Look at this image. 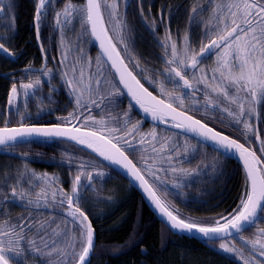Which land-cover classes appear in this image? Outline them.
Masks as SVG:
<instances>
[{"label": "snow or ice", "instance_id": "snow-or-ice-1", "mask_svg": "<svg viewBox=\"0 0 264 264\" xmlns=\"http://www.w3.org/2000/svg\"><path fill=\"white\" fill-rule=\"evenodd\" d=\"M48 0H36L34 19L37 26V39H39V26L41 18L45 15ZM9 7H12L9 5ZM5 9L0 7V13ZM193 9V13H196ZM107 12L110 19L117 21L119 32L115 35H110L108 28L105 26L104 16ZM143 15V9H141ZM79 16L81 23L84 26V31L91 28V34L100 42L101 55L97 57L98 66L104 64V57L107 62L111 63V68L115 70L119 77V84L127 89V93L132 100L143 110L144 113L151 115L153 120H159L160 123L172 122L171 126L191 132L194 135L203 138L205 141H211L218 149L225 152H234L239 155V159L243 161L245 170V190L240 197L239 203L232 212L221 215L213 223H201L193 220H185L175 213L174 210L161 199L160 193L163 189L159 184L162 183L159 172L161 168L156 167L159 160L164 159L162 155L168 152L167 160L171 164L173 160L172 152L180 151L179 147L170 149L169 141L165 140L160 144L159 149L153 144L151 150L142 149V165L134 164L129 156L126 155L121 144L127 145L129 148H135L133 140L139 132V124H132L131 117L128 113H124L123 125L117 119L115 125H110L109 121L102 117L96 120L91 114L93 108H107L113 101L110 97L121 91L119 85L112 83L108 93L102 91L104 80L107 79L108 73L98 71L95 77L96 88L93 89L91 84L92 74L89 73V80L84 79V70L81 68L80 79L76 78L75 67H73L71 76L65 72L62 79L65 81L70 96L74 97L76 108L67 116L58 117L60 123L52 126H36L25 125L24 117L21 118L20 127L0 128V146L14 147L17 143L31 138H62L67 141H74L78 145L90 149L97 156L102 157L104 161H110L113 165H119L127 170V174L139 182V187L147 194L148 199L155 208L167 218L166 226H170L173 230L187 231L189 233L196 232L205 238H218L225 240L232 236L233 233L241 234L257 223V219L261 213H264V139L261 134L256 133V138L261 144V152L257 153L245 146L244 143L238 142L235 138H230L228 135L221 134L208 126L206 122L200 119L193 118L192 115L186 114L184 109L183 96H175L171 92H167L162 82L154 80L151 76L144 77L154 86L158 85L161 98L153 95L152 92L145 88L137 76L129 70L128 64L132 62L134 54L129 49L128 42L120 34L124 31L125 25L121 22L122 18L118 12V4L116 0L109 3L108 0H86V3L80 7L74 6L69 2L63 12L56 14L57 24L61 23L63 17L64 23H69L68 17ZM2 18V17H0ZM193 16L191 19H194ZM209 23L213 24L212 28L205 30L204 39L208 43H202L199 53L191 49L190 37L186 34L182 48H178V42L172 41L171 35H167L162 41L164 49L165 73L168 79L183 82V87L186 89L196 90L193 84L186 78L188 76L187 69H191L192 80L197 83H204L206 88L211 87L212 92L218 94L215 98H209V93H205L207 104L205 110L209 108L216 109L220 112L227 111L232 117V123L243 125L244 131L241 133L248 136L255 132L251 127L250 121L254 114L257 118L264 116V0H227V3H221L214 8L213 17ZM6 37H0V55L7 53L11 56L9 48L5 46ZM123 45L124 55L118 51V47ZM170 49V53H169ZM42 53L46 56V49L41 48ZM216 55V67L213 71L212 83L209 84L201 68L200 78L197 80V69L206 58H211ZM125 57H128L126 63ZM64 57H62V66ZM91 64V61H89ZM136 68H139V61H136ZM45 76L50 74V70L46 67L40 70ZM143 71V70H141ZM219 72L220 78L217 79L216 73ZM174 74V76H173ZM39 77L35 81L22 83L20 89L24 90V95H29V90L33 94L36 88L40 85ZM180 88V84L176 83L173 92ZM20 89L16 83L12 84L9 92L8 103L11 106L13 101L17 99ZM54 91V90H53ZM85 93H87V101H85ZM167 96V100L164 98ZM48 101L53 102L51 97ZM176 105V106H174ZM234 106V107H232ZM258 106L259 113H258ZM178 107L181 109L178 111ZM87 109L88 114L85 115L84 110ZM104 110V109H102ZM197 111L199 109H196ZM211 114H215L214 112ZM224 117H221L223 119ZM124 133V135H119ZM156 140L155 132L147 134ZM146 136H141L139 143L144 144ZM66 152V150H65ZM155 153V155H152ZM67 154V153H66ZM75 159L74 154H69V166ZM151 161V163H149ZM95 157L87 160H82L78 166L79 174L75 176L72 183L71 194H67L63 189L57 190L54 187L57 177H38L42 179L46 187L36 193V200H28V204L36 203L39 206L43 199L45 205L48 202L49 194L52 197V202H56L57 196L60 197L59 203L61 206L66 202L69 211L67 215L72 219L70 223L74 226L79 225V228H74L73 240L66 245L63 255L65 257L72 256L75 259V264H88V257L94 250V230L89 222V217L85 211L80 210L78 202L81 199L79 192L86 189V186L81 182V176L88 168L96 170L94 176L92 172H88L90 187L97 177H103L105 173L97 168ZM173 173L177 171L183 172L182 169L171 168ZM187 175L188 173H184ZM151 177L152 179H149ZM51 187V193L48 188ZM7 195V193H5ZM31 195V193H27ZM19 196L21 200L25 199L26 193L18 191L17 186L11 188V199L14 201ZM27 218H21L26 220ZM30 225L27 223L17 222L12 226H8L7 222L0 225V236L7 238V243L0 240V264H10V261H15L19 264L18 257L22 249L20 241L24 239V231ZM19 229V231H17ZM78 232L79 238L75 239ZM15 236L13 240L11 237ZM250 251L258 257H264V228L259 229L256 237L250 241ZM30 245L34 241L29 242ZM220 249L225 253L235 252L242 259L244 264H264V260L254 259L252 256L244 258L243 253L230 246L227 243H221ZM15 253V256L10 255ZM68 264H72L69 261Z\"/></svg>", "mask_w": 264, "mask_h": 264}, {"label": "trees", "instance_id": "trees-1", "mask_svg": "<svg viewBox=\"0 0 264 264\" xmlns=\"http://www.w3.org/2000/svg\"><path fill=\"white\" fill-rule=\"evenodd\" d=\"M150 1L139 0L140 6L138 4L130 6L126 18L121 20L124 25L126 23L133 25L135 41L133 43L129 39V43H133L131 50H139L138 55L143 59L147 58L152 52L154 53L155 50H159V44L167 35H172V32L176 33L179 39H184L186 34L194 36L193 29L195 22L198 20L196 15H193L195 18L191 19L193 16H190V12H187L190 6H186L181 10L169 9V6L176 4L179 0ZM193 1L190 0L189 3L192 4ZM69 2L76 7L84 5L83 0H52L47 5V11L41 18L39 26V34L42 38L48 37L52 32L56 35L55 43L57 47L56 49L53 48L55 50L52 49V54L59 59L62 54L60 51V37L63 33L61 28L63 17H61V23L58 25L56 14L63 12ZM35 3L36 0H0V7L5 9L9 5L12 6L13 27L11 29L7 27L3 13H0V17H2L0 18V37L7 38L4 41L5 46L12 51L14 57V59H9L4 54L0 55L1 74L23 67L22 60L26 66H36V62L38 63V54L33 52L34 49H32L35 36L33 25ZM210 5V3H203L197 8L202 12L205 9L208 11L210 8L212 10ZM141 9H143V15ZM104 20L110 35H114L107 12ZM53 24H56L54 29H52ZM88 39L90 42L89 37ZM172 41L175 40L172 39ZM89 54L90 56L98 55L91 42ZM19 77V75H15L13 78H0V127L6 123V102L12 87L10 84L15 82L17 85ZM72 108L75 109L76 106L73 105ZM21 118L20 111L17 115L11 113L8 121L9 126L20 125L19 119ZM253 123L254 117L252 116L250 124L253 126ZM259 127L262 139H264L263 116L262 121L259 122ZM245 139L248 143L251 140L253 142L252 134L246 136ZM7 150L12 151L13 154H7L6 156L1 153V149L0 162H26L38 173L42 171L59 178L54 187L57 190L62 188L67 194H71L72 183L75 176L79 174L78 166L81 161L91 158V156L76 147L61 142H54L53 144L30 142L9 147ZM255 152L258 156L260 155L257 150ZM69 154L75 156L71 168L68 163ZM95 162L98 161L95 160ZM172 167L182 169L183 172L173 173L171 171ZM209 167L210 165H205L201 170H197L184 168L183 165H170L168 171H165L168 177L165 176V179H161L162 183L159 186L163 189V192L160 193V197L181 218L201 223H213L221 215H226L237 207L245 190V176L240 167L231 160H228V165H216L215 168L211 166L210 169ZM97 168L125 183L124 180L99 162ZM89 169L95 170L93 168L87 170ZM70 170L71 180L69 181L68 172ZM207 170H210L208 175L203 176V172ZM184 173L188 174L185 175ZM171 175H173V178L169 177ZM59 181L62 184H59ZM27 185L20 188L26 193L24 200L19 198L20 202H23L19 203L24 206V209L26 205H31L27 201L33 199L35 201L37 198L36 193H40L46 187L42 181L35 188L30 189ZM51 190V187H49L48 192L51 193ZM29 192L31 195H27ZM79 195L83 196L82 191L79 192ZM120 195L122 200L114 214L101 220H92L88 216L96 232L97 242L90 264H238L235 258L228 257L215 248L220 243H203L171 234L164 225L157 221L134 190L129 189L127 193L120 191ZM58 198L60 197L57 196L56 200ZM51 200L52 197L49 194L47 205L49 203L55 204ZM41 203H44L43 199ZM35 211L44 212L41 208H35ZM60 213L63 214V212ZM75 228H79V226L75 225ZM262 228H264V213L260 215L254 226L239 237L248 242L254 239L259 229ZM12 254L16 255L15 253ZM254 256L256 255L254 254ZM19 257L25 264H33L35 261L40 260L23 251L20 252ZM75 259H72V263L75 262Z\"/></svg>", "mask_w": 264, "mask_h": 264}, {"label": "rangeland", "instance_id": "rangeland-1", "mask_svg": "<svg viewBox=\"0 0 264 264\" xmlns=\"http://www.w3.org/2000/svg\"><path fill=\"white\" fill-rule=\"evenodd\" d=\"M116 2L118 4V12L120 14V17H122L123 16L122 9H123V5L126 2V0H116ZM222 2L227 3V0H210V2L209 0H194L193 1L194 5L190 7L189 10H187V12H190L189 13L190 16H193V15L197 16L200 11V9H198L197 7H200L203 3H206V4L210 3L213 8V12H214V8H216ZM109 3H112V0H109ZM193 9L197 10L196 11L197 14L193 13ZM11 11H12V8L8 6V7H5V11L3 12V15L5 17L4 21L6 22L7 27L10 29L13 27V23H12L13 17H12ZM211 11L212 10L209 9L207 13H210ZM203 12L200 11L199 18L203 17ZM209 16L210 14H207L204 16V18H206L205 21H204V18L200 20L199 18H197L198 20L197 22H195V26L193 29L194 36H189L190 46H192V49L195 51H196L197 45H194L192 41L194 39L197 40L200 37H202L203 39L204 33H205L204 31L208 28L213 27V24L209 23V20H210ZM107 17L111 22L110 25H112L113 27L114 35L117 34L120 31L117 21L115 19H110L108 14H107ZM68 20L70 22L69 23L63 22V25L61 27L63 29V33L61 34V37H60V42H61L60 51L62 53L60 57V63L62 62V57L65 58L63 61V66L61 63V67H62L61 71L64 73L67 72L69 76H71L73 74L72 69L73 67H75L76 78L80 79V71H81V68H83L84 79L86 82L89 80V73L92 74V77L94 79L92 80L91 86L93 89H95L96 88L95 77H96L97 72L102 71V72H106L109 74V71L105 64H101L98 66V63H97L98 55L90 56L89 54L90 42L88 39L89 37L88 30L84 31V26L81 23L80 17L74 15V16L68 17ZM113 22H114V26H113ZM33 25H34V22H33ZM55 25L56 24L52 25V29L55 28ZM52 34L53 32L50 33V35ZM120 34L125 35V40L128 42V46L130 45L129 39H131V42L134 43L135 31L131 23L130 24L126 23L123 34L122 32ZM171 39L177 41L178 45L184 44V39H179L176 33L174 32H172ZM133 58L131 62L132 64L134 63ZM89 61H91V64H89ZM204 74L207 78L208 73L204 72ZM38 77L41 80V83L39 86H41L43 83H47V84L50 83V85H53L52 83L55 80L54 75L45 76L43 73L39 75L27 74L25 75V77L21 76L19 78H25L26 82H30V81H35ZM216 77L217 79L220 78L219 72L216 73ZM10 85L12 86V84ZM39 86H38V89H40ZM111 86H112V79L109 74L107 79L104 80V83L102 85V91L105 94H107ZM211 92H212V89H211ZM215 96H218V95H215ZM87 98H88L87 93H85V101H87ZM164 98L166 99V97ZM15 101H16V107L18 108L19 98L17 97ZM73 102L75 103V99ZM22 108L24 107L22 106ZM39 109L41 110L45 109V105L43 106L39 105ZM137 123L139 124V127H140L141 123L137 122L136 119H134V117L132 116L131 124H129L128 126L131 127L132 124H137ZM122 125H123V122L121 123V126ZM152 132H155V131L153 130L150 131V129H148L146 134L145 132L137 133L138 139H140L141 136H146V140H148L151 137L148 136L147 134L152 133ZM156 135H158V139L160 141V143L156 144L157 149H159L160 144L163 141L167 140L169 141L170 149H174L177 147H179L180 149V151L178 152L176 151L172 152L173 157H176V155L179 153H181V155L188 156V157L196 156L197 161L195 160L196 162H193L192 165H183L184 168H192V169L201 170L205 165H199L197 163L200 162V160H202V157L204 156H205L204 160L210 159L209 156H207L204 153V149L202 147H200L199 149L196 146L189 147L190 144L185 141L179 140L180 136L176 134L171 133L170 135L166 136L163 133H157ZM151 147L148 146L147 149L151 150ZM143 149H145V147ZM152 155H155V153H152ZM162 155L165 158L159 160L158 164L161 163V161L169 163V161L167 160L168 152H164L162 153ZM149 163H151V161H149ZM211 166L214 168L216 167V165H210L209 169L211 168ZM156 167L162 169V171L159 172L160 179H165L166 177H168L165 171L166 170L168 171V168H170V165H156ZM209 171L210 170L204 171L203 176H206V174L208 175ZM88 172H92L93 175L94 174L96 175V170L89 169L84 173V175L81 176V177H85L84 181L86 180V177H87L86 175ZM44 176L53 177L49 173H44L42 171L38 173L37 171H34L29 166V164L23 161L0 162V194L4 196L6 191L11 190L13 186H17V188L20 189L22 186L28 184L27 186L30 189L32 187L35 188L36 185L39 184L40 181L44 183L42 179H37V178L44 177ZM169 177L173 178V175ZM33 179L35 180L32 181ZM129 189H130L129 185H127L126 183L122 181L116 180L111 174L105 173L103 177H97V181H95L90 186L87 192L79 200L78 206L80 210L85 211L86 215L89 216L92 220H101L105 218L106 216L114 214V212L116 211V208L119 206V203L122 200L120 191L127 193ZM48 205L50 206L52 204L49 203ZM42 206L43 204L41 202L39 206H37L36 203L34 202L31 205H26L25 209H23L24 210L23 212L27 214L29 213V215L32 216L28 218L30 222L32 221V219H36L37 222L35 224H33V222L29 224L30 230L28 228L25 229L24 231L25 237L24 239L20 241V248L22 249L23 252H27L32 257L40 259L34 262L36 264H68L69 261H72L73 257L72 256L65 257L63 255V252L65 250L66 245L69 244L73 240V231L75 228V226L72 223H70L68 219H66V218H69V216L67 215V212L69 210L67 209L66 210L67 212H65V210H62L63 214H57L58 212L56 213L54 212L55 214L54 213L46 214L44 212L35 211V208H41ZM16 211H17L16 209L15 210L9 209L7 213L5 212L6 214L4 213L2 217L0 216V225H3L5 222H7V225L9 227L16 224L21 218V217H17V214L15 213ZM7 218L8 220H6ZM11 238L13 240L16 239L15 237H11ZM78 238H79V234L77 232L75 239L78 240ZM30 241H34V244L30 245L29 244ZM223 243H227L230 246H235L237 250L243 253L244 258H248L249 256H252L254 259L264 260V257L254 256L255 253H252L250 251L251 244H249L248 242H246V240L240 237H237L236 239H233L229 242H223ZM220 244L215 247L220 253L225 254L228 257L235 258L238 264H244V259H242L235 252L225 253L222 249H220ZM72 264H75V262Z\"/></svg>", "mask_w": 264, "mask_h": 264}, {"label": "flooded vegetation", "instance_id": "flooded-vegetation-1", "mask_svg": "<svg viewBox=\"0 0 264 264\" xmlns=\"http://www.w3.org/2000/svg\"><path fill=\"white\" fill-rule=\"evenodd\" d=\"M129 1V2H127ZM124 5H123V16L122 19L126 18V14L129 10L130 6H136L138 4V6H140V2L139 0H127ZM154 0H151L150 2H152ZM190 0H179L176 4L169 6V9L174 8L177 10H181L186 6H192V4L189 3ZM190 4V5H189ZM211 6V5H210ZM211 9V8H210ZM213 8L212 11L210 13H207V10L205 9V11L203 12V15H207L210 14L209 19L213 17ZM197 14V12L195 13ZM200 16V11L198 13V15L196 16V19L199 18ZM204 18V17H203ZM200 20V18H199ZM206 20V18H204V21ZM210 21V20H209ZM125 39V36L122 35ZM55 39H56V35L52 34L48 37H44L42 38L41 36H39V42L41 44V46L46 49V69L50 70V74L49 75H54V82L52 83L53 85H50V83H43L40 87V89L36 88L34 91V94L32 92V90H29V95L26 97L24 95V90L20 89V85L22 83H28L26 82L25 78H19V82L17 83V85L19 86L18 89H20L19 93H18V98H19V111L21 113V117H24L25 119L23 120V123L25 125H36V126H49V125H54V124H48L51 122H56L55 124L60 123V120L58 119V117L61 116H67L68 113L73 112L74 108L71 109V106H73L75 103L74 101V97L70 96V90L68 89L65 81L61 78L62 75L64 74V72L61 71L62 67H61V63H60V59L56 58L55 56H53V52L52 49L55 47H57V44L55 43ZM203 40V41H202ZM194 43V45H197L196 48V52L199 53L200 47L202 45V43H208L207 40H205L204 38L202 39V37H200L199 39H194L192 41ZM129 49H131L132 44L129 43ZM159 50H155L154 53L150 54L147 58H141L138 55V52L140 53V51L138 50H131L132 53L134 54V63H130L128 64V67L130 70L133 71V74L137 76V79L140 80L141 84L148 89V91L152 92L153 95L157 96V98H161V94H160V89L159 86L156 85L154 86L152 83H150L147 79H145L144 77H148L151 76L154 80L158 81V82H162L163 86L165 88V90L167 92H171L173 95L175 96H183L184 98V111L186 112V114L188 115H192L193 118L195 119H200L202 122H206L208 124V126H211L214 130L219 131L221 134H225L228 135L230 138H235L237 139L238 142L244 143L245 146L257 150L258 146L256 145V133L261 134L260 131V127H259V122L262 121V117L261 118H257V114H254V123L252 128L255 130L254 133H252V138H253V142L252 140L248 143L247 140L245 139L246 136L242 135L241 133L244 131L243 125H236L232 123V117L228 115L227 111L224 112H220L216 109L213 108H209L207 111L205 110V105L207 104V100L205 97V93H209V98H215L218 95L215 92H211V87H207L205 86V84H201V83H197L196 81L192 80V76H191V69H187L186 71H188V76L186 78H188L190 80V83L193 84V88L196 90H191V89H186L183 87V82L179 81L178 78H175V80H170L167 78L166 75H162L165 73V67H164V63H162V61L164 60V49L162 46V42L159 44ZM183 45L179 44L178 48H182ZM33 52L38 54V63L36 62V66H32V65H25V62L22 60V63L24 64L23 67L19 68V70L25 69L27 67H34V68H40L42 66V57L41 54L39 52L38 49V44L36 41V34L34 36V45L32 46ZM53 49V50H55ZM192 49V46H191ZM118 50L121 52L122 56L124 55V47L123 45H120L118 47ZM12 53V51H10ZM169 53H170V49H169ZM6 57H8L9 59L13 58V55L8 56L6 53H3ZM13 54V53H12ZM23 55V53H21ZM45 55V54H44ZM216 55H212L211 58H206L204 60V62L198 66L197 69V80L200 78V71L199 69H203L205 73H208L207 76V81L209 84L212 83V78H213V69L216 67ZM126 63H128V57H125ZM139 61V68H136V61ZM143 70V71H141ZM61 71V72H59ZM109 71V70H108ZM43 73V72H42ZM110 73V72H109ZM39 75L41 73H34V72H30L28 71L27 73H22L20 74L22 77H25V75ZM62 74V75H60ZM111 74V73H110ZM69 75V74H68ZM112 75H110L111 77ZM174 76V74H173ZM4 78H11V77H4ZM61 78V79H60ZM112 83L114 82L116 85H118L116 83V81L114 80V78L111 77ZM176 83L180 84V88L177 89L175 92H173V89L176 86ZM42 87V88H41ZM54 90V91H53ZM51 97L53 102H49L48 98ZM166 100H167V96ZM44 98V100H43ZM88 99V98H87ZM110 99L113 101L112 104H109L107 108H104V105H101V108H93L92 110V115L95 117L96 120H100L102 117H106L110 123V125H115L117 122V119L120 121V123L123 122L124 120V113H130L129 115L132 117H134V119H136L137 122L141 123V126L139 127V132L138 133H143L145 132V134L147 133L148 129L155 131V133H163L164 135L168 136L171 133L172 134H176L178 136H180L179 140L185 141L187 143L190 144L189 147H198V149L200 147H202L204 149V153L209 156L210 159L208 160H204V157H202V160H200V162H198L197 164L199 165H228V158L218 154L217 152L213 151L210 148H207L206 146L192 140L189 139L187 137H185L184 135H181L179 133L176 132H172L169 130H165L163 128H158L155 126H152L148 123H146L144 120H142L141 118H139L136 113L133 111V109L131 108L128 100L125 98V96L123 95L122 91L112 95L110 97ZM39 105H45V109H39ZM22 106L24 108H22ZM66 106V107H64ZM176 106V105H174ZM259 108L260 106H258V113H259ZM104 109V110H102ZM179 110H181L178 107ZM196 109H199L198 111ZM85 115L88 114L87 109L84 110ZM215 113L214 115L211 113ZM8 110L6 111V116L8 114ZM221 117H224L223 119H221ZM264 119V116H263ZM20 121V125H21V119H19ZM19 125V126H20ZM119 135H124V133H119ZM251 135V134H250ZM156 140H152L151 138L146 140L144 144L139 143L140 139H138V136L136 134V138L135 140H133V144L135 145V148H129L127 145L121 144L122 149L125 150L126 155L129 156V159H131L133 161L134 164L137 165H142L143 161H142V156H143V152L142 149L151 147L153 144H157L160 143L159 139H158V135H156ZM262 138V135H261ZM255 140V141H254ZM162 142V141H161ZM51 144L54 143V141L49 142ZM258 152V150H257ZM7 156V154H4ZM196 156L195 157H188V156H184L181 155V153L177 154L176 157H174V160L170 163L168 162H164L161 161V163L157 164V165H192L193 162H196ZM100 163V162H99ZM51 165V164H50ZM84 175V174H83ZM68 179L69 181L71 180V170L68 172ZM87 180H88V175H86ZM85 177H81V181H84ZM149 179H152L151 177H149ZM59 184H62L61 181L58 182ZM18 191H22L20 189H18ZM7 195H1L0 194V216L2 217V215L6 212H8V210H17L15 213L17 214V217H23V218H27L26 220H21V218L19 219L20 223H27L30 224L33 222V224H35L37 222L36 219H32V221L30 222L28 218L32 217L31 215H29V213H25L23 212L24 210V206L21 205L20 203V199L19 196H17L15 198V200L13 201L11 199V190L6 191ZM86 193V192H85ZM84 193V194H85ZM83 194V195H84ZM82 197V196H81ZM32 199V198H31ZM60 198H58L55 202V204L52 205H45L43 203V206L41 207L44 210V213H60L62 212V210H65V212H67L66 210L68 209L67 203L65 202L63 204V206L60 205L59 203ZM20 202V203H19ZM56 206V208H54ZM23 208V209H22ZM5 213V214H6ZM54 213V214H55ZM57 213V214H58ZM61 214V213H60ZM21 215V216H20ZM14 216V215H13ZM8 220V218L6 219ZM18 221V222H19ZM3 222V221H2ZM17 231H19V229H17ZM24 237H25V232H24ZM15 237V236H12ZM16 238V237H15ZM0 240H3L5 243L7 238L0 236ZM12 256H14V254H10ZM21 257H19V264H25V262L23 260H20ZM10 264H15L14 260L10 261ZM36 264V263H33Z\"/></svg>", "mask_w": 264, "mask_h": 264}, {"label": "water", "instance_id": "water-1", "mask_svg": "<svg viewBox=\"0 0 264 264\" xmlns=\"http://www.w3.org/2000/svg\"><path fill=\"white\" fill-rule=\"evenodd\" d=\"M49 1L50 0H48V2ZM85 3H86V0H84V4ZM105 26H106V24H105ZM34 30H35V34H36V41H37V44H38V49L40 51V54L42 56V61H43V64H42L41 68H39V69L25 68V69H22V70H16V71H13V72H8V73H3V74L0 73V78L9 77V76H12L14 74H17L19 72H24V71L41 72L40 70L41 69H44L46 67V62H45V58L43 56V53L41 51L40 42H39V39H37V26H36L35 20H34ZM88 33H89V36H90V39H91V42H92L94 48L96 49L97 53L99 55H101L100 42L98 40H96L95 37L92 36L90 26H88ZM104 61H105V64L107 65V67L109 68V70H110V72H111L114 80L119 85V87H120L123 95L128 100L130 106L132 107V109L135 111V113L142 120H144L146 123H149V124H151L153 126H156V127H159V128H163L165 130H169V131L176 132V133H179L181 135H184V136H186V137H188V138H190L192 140H195V141L199 142L200 144H202V145H204V146H206V147H208V148H210V149L218 152L219 154L223 155L224 157L232 160L235 164H237L242 169V171H243V173L245 175L243 161H241L239 159V155L237 153H234V152H225L222 149H218L211 141H205V140H203V138H200V137L194 135L191 132H187V131H184L182 129L172 127L171 126L172 122L170 120H169L168 123H160L159 120H153L152 117H151V115L144 113L143 110L135 103V101L132 100L131 96L128 95L127 89H124L123 88V85H120L119 84V77L116 75L115 70L111 68V63L110 62H107V58L106 57H104ZM7 110H9V103H8V106H7ZM7 117H8V114H7ZM49 126H52V125H49ZM0 128H3V127H0ZM11 128H16V127H11ZM37 141H41V142L60 141V142H64V143H69V144H72V145L76 146L77 148L81 149L82 151H84L88 155H90L92 157H95V159H97L98 161H100L102 164H104L105 166H107L109 169H111L117 175H119L122 179H124L130 185V187L133 190H135V192H137L142 197L143 201L146 203L147 207L149 208V210L151 211V213L155 216V218L159 222H161L173 235L183 236V237H187V238H190V239H195V240L200 241V242H207V243L230 240V239H233V238L237 237L238 235H240V234H237V233H233L232 236L228 237L227 239L221 240V239H218V238H215V237L205 238L202 235H200V234H198V233H196L194 231L191 232V233H189L187 231L173 230V229L170 228V226H166V224L168 223L167 222V218L166 217H163L162 214L155 208V206L148 199V196L144 192V190L139 187V182L138 181H135L131 177V175L127 174V170L126 169H123L119 165H113L110 161H104L102 157L97 156L90 149L84 147L83 145H78L74 141H67V140H64L62 138H31L30 141L29 140H25V141H21V142H19L17 144H24V143L37 142ZM256 141H257V145H260V142L257 140V138H256ZM7 147L8 146H0V149H2V152L1 153H4V149L7 148ZM88 185H89V179H88L87 183L85 184L86 189L88 188L87 187ZM89 222L91 223L90 219H89ZM91 225H92V223H91ZM93 230H94V228H93ZM95 243H96V233H95V230H94V244ZM92 255H93V251L91 252L90 256L88 257V264L90 263V260H91Z\"/></svg>", "mask_w": 264, "mask_h": 264}, {"label": "bare ground", "instance_id": "bare-ground-1", "mask_svg": "<svg viewBox=\"0 0 264 264\" xmlns=\"http://www.w3.org/2000/svg\"><path fill=\"white\" fill-rule=\"evenodd\" d=\"M35 20V19H34ZM39 36H40V34H39ZM137 115V114H136ZM138 116V115H137ZM139 117V116H138ZM140 118V117H139ZM149 124V123H148ZM151 125V124H150ZM153 126V125H152ZM156 127V126H155ZM159 128V127H158ZM37 142H41V141H37ZM66 144H69V143H66ZM69 145H72V144H69ZM72 146H74V145H72ZM74 147H76V146H74ZM77 148V147H76ZM77 149H79V148H77ZM1 150V149H0ZM79 150H81V149H79ZM82 151V150H81ZM214 151V150H213ZM83 153H85L84 151H82ZM216 152V151H215ZM218 153V152H217ZM85 154H87V153H85ZM219 154V153H218ZM88 155V154H87ZM221 155V154H220ZM90 156V155H89ZM223 156V155H222ZM230 160V159H229ZM232 161V160H231ZM233 162V161H232ZM135 191V190H134ZM137 193V192H136ZM139 195V194H138ZM140 196V195H139ZM141 197V196H140ZM141 199H142V197H141ZM143 200V199H142ZM144 202V201H143ZM144 204L146 205V203L144 202ZM68 206V205H67ZM147 206V205H146ZM148 208V207H147ZM149 209V208H148ZM150 211V210H149ZM151 212V211H150ZM91 221V220H90ZM158 221V220H157ZM92 223V222H91ZM161 223V222H160ZM162 224V223H161ZM163 225V224H162ZM93 226V225H92ZM96 233V232H95ZM241 235V234H240ZM175 236H178V235H175ZM178 237H183V236H178ZM184 238H187V237H184ZM188 239H190V238H188ZM191 240H195V239H191ZM197 241V240H196ZM97 243V242H96ZM96 243H95V246H96ZM203 243H207V242H203ZM209 244H211V243H209ZM94 249H95V247H94ZM93 253H94V250H93ZM93 256V255H92ZM91 259H92V257H91ZM90 263H91V260H90ZM89 263V264H90Z\"/></svg>", "mask_w": 264, "mask_h": 264}]
</instances>
